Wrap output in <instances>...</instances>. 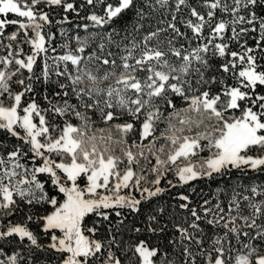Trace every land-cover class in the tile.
<instances>
[{"label":"snow or ice","instance_id":"snow-or-ice-1","mask_svg":"<svg viewBox=\"0 0 264 264\" xmlns=\"http://www.w3.org/2000/svg\"><path fill=\"white\" fill-rule=\"evenodd\" d=\"M0 264H264V0H0Z\"/></svg>","mask_w":264,"mask_h":264},{"label":"trees","instance_id":"trees-1","mask_svg":"<svg viewBox=\"0 0 264 264\" xmlns=\"http://www.w3.org/2000/svg\"><path fill=\"white\" fill-rule=\"evenodd\" d=\"M75 23H82V21L75 20ZM66 27H68V26H66ZM196 187H197V190L203 189V191H204L205 193H207V192L209 191V185L206 184V183L197 182ZM211 187H212V188H215L216 185L213 184V185H211ZM193 198L195 199L196 197L193 196Z\"/></svg>","mask_w":264,"mask_h":264}]
</instances>
